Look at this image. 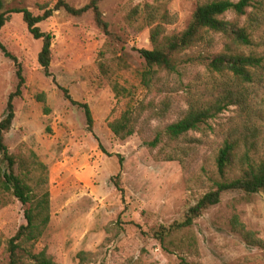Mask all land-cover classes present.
<instances>
[{"label": "rangeland", "instance_id": "obj_1", "mask_svg": "<svg viewBox=\"0 0 264 264\" xmlns=\"http://www.w3.org/2000/svg\"><path fill=\"white\" fill-rule=\"evenodd\" d=\"M57 1L3 0V11L26 7L40 14L42 5L53 6ZM68 1L82 7L91 0ZM259 1L263 5L254 12L261 23L253 32L254 45L245 49L264 54V0ZM148 3L152 5L147 7ZM198 3L103 0L100 8L109 23L108 35L96 24L92 12L77 17L58 10L40 23L44 31L54 34L52 73L75 99L90 104L95 134L111 156L88 132L84 110L66 100L53 78L44 74L38 60L43 41L30 33L23 15L12 14L0 31V41L22 62L26 76L6 143L19 159L17 172L22 163H28L35 192L41 193L36 184L42 177L48 179L50 191L51 221L35 251L46 248L58 264H80L77 253L82 250L91 253V260L83 264H264V246L250 244L232 225L238 216L264 242V191L223 193L221 201L197 218L188 231L167 239L178 244L170 250L156 237L162 227L182 221L186 210L213 188L214 180H231L243 172L237 162L221 177L217 165L231 128L246 120L240 105H229L199 130L177 140L165 133L167 125L186 113L187 85L192 83L196 89L208 79L204 65L189 64L173 73L160 70L150 86L142 79L146 61L139 50L154 47L151 29L161 24L165 29L161 38L183 31ZM154 10L159 12L158 19L151 24ZM166 11L169 17L162 20ZM225 17L233 20L235 14L228 12ZM242 24H247L246 17ZM17 83L15 62L0 48V121ZM115 83L127 91L117 94ZM257 100L264 102L263 91ZM128 107L140 114L137 132L120 139L109 122ZM159 133L161 142L151 150L145 142ZM244 151L242 146L239 155ZM32 153L47 166L46 171L30 162ZM118 153L124 157V196L113 181L121 170ZM251 156L256 160L264 157L263 142ZM6 170L7 162L0 154V235L9 239L26 219L17 196L1 186ZM8 263V254L3 252L0 264Z\"/></svg>", "mask_w": 264, "mask_h": 264}, {"label": "trees", "instance_id": "obj_2", "mask_svg": "<svg viewBox=\"0 0 264 264\" xmlns=\"http://www.w3.org/2000/svg\"><path fill=\"white\" fill-rule=\"evenodd\" d=\"M101 1L103 0H91L82 7H75L68 0H58L53 6L49 3L42 5L43 12L35 14L26 7H14L3 11L4 3L0 0V31L11 19L12 14L21 13L23 15L30 33L36 39L43 41L38 60L44 74L53 78L66 100L84 110L88 132L94 134L99 141L100 148L111 156L113 154L105 150L95 134V120L90 104L75 99L69 88L58 84L51 71L54 34L44 31L40 26V23L52 17L58 10H65L77 17L92 12L96 24L107 35L111 34L109 23L100 8ZM198 2L191 22L183 31L161 38L165 30L161 24L151 29V40L154 47L139 50L146 61L142 79L145 85L150 86L160 70L173 73L180 72L181 67L189 64L204 65L209 71L208 79L201 81L196 89L192 83L187 85L186 89L190 96L186 113L180 120L167 125L165 133L170 140H177L190 131L199 130L202 124L208 123L229 105L238 104L243 108L246 120H239L231 128V135L225 139L220 149L217 165L221 177L226 176L228 168L237 162L241 163L243 172L241 176L231 180H214L213 188L186 210L182 221L170 227H162L156 233V237L167 250H170L171 245L178 246L174 240L168 241L167 239L173 237L174 234L188 231L197 218L221 201L223 193L238 191L252 195L264 191V157L256 160L251 156V152L258 150L262 142L264 143V102L259 104L257 100L260 91L264 92V54L248 53L245 49L255 43L253 32H256L255 29L259 27L261 21L254 11L263 5V2L259 0H198ZM150 5L152 4L148 3L147 7ZM228 12L235 14L233 20L225 17ZM158 13L157 10L152 12L151 24L158 19ZM168 17L167 11L161 15L162 20ZM243 17H246L247 24H242ZM219 45L220 48H218ZM197 47L201 48L200 51L188 52ZM0 48L15 62L18 77L16 89L9 94L5 112L0 121V154L3 155L8 167V170L3 173L1 186L6 190H12L17 196L24 206L26 219V223L22 224L11 238L5 239L0 235V256L6 252L9 257L8 264H58L48 254L46 248L35 251L37 243L43 237L51 221L48 179L42 177L41 181L37 182L36 187L41 192L38 194L30 184L32 178L31 171L27 168L28 163L25 161L27 164H21L22 170L16 171L19 159L15 154L10 153L6 135L14 126L15 101L23 97L26 76L19 58L11 53L1 41ZM113 87L117 94L123 90L127 91L118 83H115ZM42 97L44 100L45 95ZM139 118L140 114L128 107L119 117L109 122V127L117 137L126 139L137 132ZM161 139V133H159L153 140L145 143L151 150H154ZM242 146L245 147V151L239 155ZM117 155L121 170L113 176V181L124 196L125 188L121 180L124 157L119 153ZM31 159L30 162L37 166V170L46 171L48 169L36 158L35 154L32 153ZM168 159L174 158L169 157ZM232 223L233 228L238 230L250 244L264 246V242L256 238L253 232L247 230L238 216L233 218ZM90 256L91 253L84 250L77 253L80 264L91 260Z\"/></svg>", "mask_w": 264, "mask_h": 264}]
</instances>
